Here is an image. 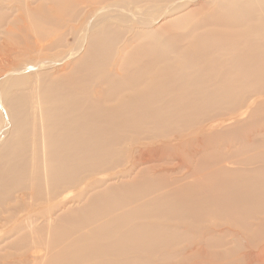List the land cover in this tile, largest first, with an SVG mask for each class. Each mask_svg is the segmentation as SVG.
<instances>
[{"label": "bare ground", "instance_id": "1", "mask_svg": "<svg viewBox=\"0 0 264 264\" xmlns=\"http://www.w3.org/2000/svg\"><path fill=\"white\" fill-rule=\"evenodd\" d=\"M0 6V264H264V0Z\"/></svg>", "mask_w": 264, "mask_h": 264}, {"label": "rangeland", "instance_id": "2", "mask_svg": "<svg viewBox=\"0 0 264 264\" xmlns=\"http://www.w3.org/2000/svg\"><path fill=\"white\" fill-rule=\"evenodd\" d=\"M1 7V6H0ZM186 13V11H182V12H180L176 17H172V18H170V19H166V20H164L163 21V18H161V19H159L160 21L162 20V22L161 23H164V22H169V21H171V20H173V19H178L179 17H181V15H183V14H185ZM258 17H260L261 18V20H263L264 21V14L262 15V13H260V14H258ZM192 23H193V21H189V23H186L185 25H179L178 26V28L176 29L175 27H174V29H173V33H177V32H179L180 34H183V35H185V33L186 32H188L190 29H191V27H192ZM171 24L172 25H177L176 24V21H174L173 20V22H171ZM65 30H67V29H65ZM76 43L77 42H75L73 39H71L70 38V40H69V43H68V46H69V48H74L75 47V45H76ZM188 45V41H185V42H183L182 44H181V47L182 48H184L185 46H187ZM173 57H179V56H174V55H172ZM221 60V61H224L225 59H227V58H222V56L221 55H219V54H215L214 56H213V58H212V60ZM2 144V143H1ZM0 144V145H1ZM233 150H234V148H232ZM108 174H111V173H106V175H108ZM112 175V174H111ZM111 182H113V183H116V180H114V179H112L111 181H109V183H111ZM104 186V185H103ZM103 186H101V187H98V188H96V189H94V191L92 190V191H84V193H83V197L85 196V197H87V195H88V192H89V195H88V200H89V198H90V196L96 191V190H100V191H103L105 188H103ZM81 188H83V187H81V186H77L76 188H73V190H71V191H69V192H67L66 194H64V196H62L61 198H58L57 200H55V202L53 203V204H51L50 205V207H51V209H52V212L51 213H49L48 214V218H49V221H50V224H52L51 226H57L58 227V232L59 233H62V232H64V229H65V227L66 226H64V224L63 223H60V222H57L56 221V217H54L55 216V212H57V211H64V213L66 212V209H65V206H66V202L67 201H71V200H74V201H78V199H77V195H78V197L81 195V191H82V189ZM90 189V188H89ZM88 189V190H89ZM28 192V191H27ZM86 198V199H87ZM63 200H64V202H63ZM57 201H60V202H63V204L64 205H62V208H59L58 210H57V208H54L53 207V205L55 204V203H57ZM84 201V200H83ZM83 201H78L77 203H76V205L74 206V207H79L80 205H81V203H83ZM85 202V201H84ZM38 206L37 207H43L42 206V204H40V203H38L37 204ZM124 206V208H123V210L122 211H118V212H116L114 215H117V214H120V213H123L124 211H127V210H129L130 208L128 207V206H126V204H120V205H117V206H115V207H113V208H117V207H119V206ZM34 208V209H38V208ZM57 210V211H56ZM54 212V213H53ZM39 220V219H38ZM37 220V221H38ZM154 222H158L157 220H155V221H141V223H144V224H148V223H154ZM37 225V224H36ZM10 228H8L7 230H9ZM7 232H9V231H7ZM6 232V233H7ZM5 233V232H4ZM4 233H2V234H0V237H3V236H5L6 235V233H5V235H4ZM9 236H5V241L3 242V243H0V253L1 254H3V255H6V256H8L9 254H18V256L19 257H24V256H26L27 254H25V252H27L28 253V255H34L36 258H40V257H42L44 254H45V251H43L42 249H28L27 248V250L26 251H24V252H21V251H18L17 253L15 252V250H12V249H10V247H9V245H10V242H12V241H14L15 239H17V238H20L21 236L20 235H16L15 236V233H12V232H10L9 234H8ZM170 239H172V237L173 236H168ZM191 238H195V237H192V236H190ZM189 237V238H190ZM31 241V240H30ZM30 245V244H29ZM181 248H185L188 244L186 243V242H181L180 241V243L178 244ZM30 248H31V245H30ZM180 248V249H181ZM120 254H122L123 255V253L122 252H120ZM27 255V256H28ZM122 258H125V257H122ZM97 263V261L95 260V261H90V262H85V263H79V264H96Z\"/></svg>", "mask_w": 264, "mask_h": 264}]
</instances>
